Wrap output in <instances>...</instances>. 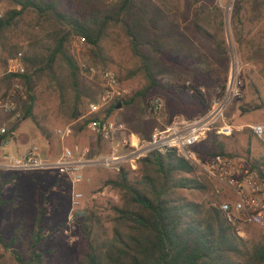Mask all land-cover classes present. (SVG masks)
I'll list each match as a JSON object with an SVG mask.
<instances>
[{"label": "trees", "instance_id": "trees-1", "mask_svg": "<svg viewBox=\"0 0 264 264\" xmlns=\"http://www.w3.org/2000/svg\"><path fill=\"white\" fill-rule=\"evenodd\" d=\"M7 1L13 7L1 12L0 40L8 29L14 27L25 10H30L39 21L37 33L31 37L30 50L22 54L14 45H9L0 57V67L3 69L7 59L14 57H18L24 68L22 73L0 74L3 88L0 98L14 83L18 85L14 93L15 109L20 115L18 120L31 117L34 89L41 77L48 78L58 90L67 83L75 91L76 101L80 89L78 65L69 50L71 37H83L82 44L87 47L85 53L89 63L100 65L97 70H102L107 68L104 67L107 56L100 43L107 30L115 25L129 38L131 51L139 58L145 84L132 95L115 99L98 111L89 113L84 119L85 123L106 119L118 102L121 107L134 105L144 110L145 98L152 90L164 94L166 108L171 113L192 119L208 109L209 94L195 84L174 81L164 85L156 79L157 73L151 70L150 61L157 57L168 59L166 53L169 49L147 44L149 53L144 51V42L140 41L139 31L135 28L138 23L127 22L132 0H73L81 17L71 13L64 0ZM189 2L194 4L198 0ZM197 10L191 18L193 29L210 33L205 27L206 21L199 16L203 6ZM232 13L235 22L242 15L250 27L255 26L264 17V0H234ZM235 32L234 40L240 45V32L237 29ZM254 36L258 39H248L242 43L247 48L243 53L246 54L244 59H264V45L259 39L262 33L257 30ZM215 48H219V45ZM210 53L211 58L215 52ZM224 54L226 58V52H223L221 59H215L220 65L224 60L226 62ZM207 60L206 57L205 62L202 54L187 52L183 64L193 72L196 65L207 64ZM58 65L62 68L59 69ZM224 80L217 84L220 96L224 92ZM100 112H104L103 116L99 115ZM152 126L150 123L142 124L139 138L146 140ZM216 145V151L204 154L198 148L196 151L202 156L215 152L234 155L226 152L219 142ZM246 166L264 177L263 162L253 158ZM102 185L117 192L119 203L110 206L109 217L92 209L74 217L79 247L76 259L68 263H54L46 259L36 247L39 217H35L28 241L21 240L18 233L8 239L0 235V264H264V230L256 227V233L248 238L241 237L236 233V226L225 221L210 198L195 199L201 193L214 199L216 196L210 181L172 148L149 150L138 158L134 174L120 167ZM105 220L108 224H105ZM16 244L19 249L12 248Z\"/></svg>", "mask_w": 264, "mask_h": 264}, {"label": "rangeland", "instance_id": "rangeland-1", "mask_svg": "<svg viewBox=\"0 0 264 264\" xmlns=\"http://www.w3.org/2000/svg\"><path fill=\"white\" fill-rule=\"evenodd\" d=\"M66 8L81 17L73 0H64ZM234 0H198L192 4L189 0H132V9L127 22L136 21L135 28L139 31L140 41L146 53L147 44L168 50V59L152 58L151 70L155 71L156 79L168 85L174 81L193 83L203 92L209 94L210 103L213 98H221L228 87L224 115L228 123L243 125L264 122V59H244L247 48L243 45L248 39L257 40L256 31L264 45V17L255 26L250 27L242 15L235 22L233 12ZM203 10L199 16L206 21L210 33L196 32L191 24V18L199 8ZM13 5L7 0H0V15L6 8ZM18 8V7H17ZM201 22V21H200ZM38 19L30 10H25L13 28L8 29L0 40V57L5 54V48L14 45L22 54L30 50L32 36L37 33ZM250 30L247 32V29ZM240 32L241 44L234 40L235 30ZM238 35V36H239ZM76 35L71 37L69 50L78 65V81L80 94L74 99V90L66 83L64 87L56 86L46 77L37 80L34 89L35 101L31 117L22 118L9 131L13 133L10 143L14 152H18L30 143L38 146L45 156H55L63 147L89 145L101 150L103 145L98 137L90 131L84 119L89 115L88 104L95 100L101 90L97 75H90L85 69L89 65L97 70L100 65H92L86 55L87 47L78 43ZM43 41V40H42ZM243 43V44H242ZM101 47L107 56L104 67L114 71L118 83L125 93L119 97L132 95L145 84L140 72V61L131 51L129 38L115 25L107 30L101 40ZM219 45V48H215ZM215 52L209 57L210 52ZM202 54L208 58L207 64L196 65L195 71L184 66L185 54ZM226 52V62L220 65L216 62ZM59 69L62 67L58 65ZM3 68L0 67V71ZM197 71V72H196ZM224 80V92L218 95V83ZM0 85V93L2 91ZM158 97L162 109L157 120L150 118L145 108L134 105L113 108L107 119L122 122L139 138L142 124L163 127L174 120L191 119L178 113H171L166 108V99L159 90L149 92V97ZM210 106V104H209ZM209 108V107H208ZM104 112H100L103 116ZM4 118V117H3ZM2 118V120H3ZM1 119V117H0ZM4 121V120H3ZM10 124V123H8ZM11 125V124H10ZM69 125L71 133L61 136L55 129ZM140 139V138H139ZM219 142L228 153L237 155L244 163L255 158L264 164V140L253 136L247 129L232 130L229 135H218L209 130L196 145L201 152L217 150ZM102 145V146H101ZM262 166V164L260 165ZM136 169V168H135ZM134 170H130L134 174ZM116 171L98 167L85 168L83 179L72 182L71 177L59 173L55 169H24L19 171L0 170V235L4 239L18 233L20 239L28 241L34 228L35 217H39V240L36 245L46 259L54 263H68L77 258L78 230L74 222L73 229L68 233L62 231L66 216L71 208V193H82L79 215L92 209L99 214L111 216L110 206L118 204V194L102 182L112 177ZM214 197L205 193L195 196L197 200ZM77 215V216H79ZM74 221V218H73ZM105 224H108L105 220ZM241 237L248 238L258 229L250 224H240ZM12 248L19 249L18 244ZM2 248L0 246V252Z\"/></svg>", "mask_w": 264, "mask_h": 264}, {"label": "built area", "instance_id": "built-area-1", "mask_svg": "<svg viewBox=\"0 0 264 264\" xmlns=\"http://www.w3.org/2000/svg\"><path fill=\"white\" fill-rule=\"evenodd\" d=\"M78 43L84 41L77 36ZM4 70V71H3ZM4 73H22L24 71L18 57L7 59ZM90 75H97L101 90L96 99L88 104V113L98 111L111 101L121 97L125 91L120 87L114 71L109 68L95 70L85 69ZM18 85L14 83L3 98H0V170L19 171L24 169L44 168L55 169L59 173L68 174L72 182L83 179L85 168L98 167L117 171L120 167L130 170L136 168L138 158L149 150L163 151L172 148L174 151L194 165L198 172L206 177L216 196L214 204L221 212L225 221L236 226L250 224L264 230V177L255 170L248 169L246 163L236 155L212 153L202 156L196 151V145L204 138L205 133L212 130L218 135H229L232 130L247 128L257 138L264 140V122L232 125L227 122L224 110L228 87L221 98L211 99L209 108L200 116L192 119L174 120L163 127H151L146 140L129 130L122 122L110 119L92 121L88 127L95 137L105 144L104 150H94L89 145L63 147L55 156H45L38 146L30 143L20 152H14L10 143V126L19 119V111L15 109L14 93ZM162 109V102L152 96L145 101V110L150 118L157 120ZM4 117V118H3ZM3 118V120H2ZM10 123V124H8ZM61 136L71 133L69 125L55 129ZM82 193H71V208L66 216L62 231L68 233L73 229V218L79 215Z\"/></svg>", "mask_w": 264, "mask_h": 264}, {"label": "crops", "instance_id": "crops-1", "mask_svg": "<svg viewBox=\"0 0 264 264\" xmlns=\"http://www.w3.org/2000/svg\"><path fill=\"white\" fill-rule=\"evenodd\" d=\"M12 135H13V133H12V134H10V137H12ZM101 144L103 145V147H102V149H101V150L103 151V150H104V148H105V144H104L103 142H102ZM102 145H101V146H102ZM11 149H12V148H11ZM22 149H23V148H22ZM22 149H21V150H22ZM21 150H19L18 152H20Z\"/></svg>", "mask_w": 264, "mask_h": 264}, {"label": "water", "instance_id": "water-1", "mask_svg": "<svg viewBox=\"0 0 264 264\" xmlns=\"http://www.w3.org/2000/svg\"><path fill=\"white\" fill-rule=\"evenodd\" d=\"M120 107V103L118 102L116 105H115V108H119Z\"/></svg>", "mask_w": 264, "mask_h": 264}]
</instances>
